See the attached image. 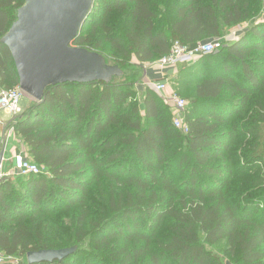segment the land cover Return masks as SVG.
Segmentation results:
<instances>
[{
	"label": "trees",
	"instance_id": "trees-1",
	"mask_svg": "<svg viewBox=\"0 0 264 264\" xmlns=\"http://www.w3.org/2000/svg\"><path fill=\"white\" fill-rule=\"evenodd\" d=\"M25 1L0 0V38ZM261 5L93 0L72 44L124 73L48 86L17 116L15 136L47 172L0 180L1 264L71 247L32 264H264V22L171 79L186 92V134L158 93L136 90L133 64L221 37ZM0 85H18L1 42ZM252 97L262 113L245 117Z\"/></svg>",
	"mask_w": 264,
	"mask_h": 264
},
{
	"label": "water",
	"instance_id": "water-1",
	"mask_svg": "<svg viewBox=\"0 0 264 264\" xmlns=\"http://www.w3.org/2000/svg\"><path fill=\"white\" fill-rule=\"evenodd\" d=\"M92 4L93 0H26L0 38L13 59L19 88L34 101L42 100L48 86L109 81L121 76V70L109 65L100 54L72 44ZM74 250L29 251L26 261L61 260Z\"/></svg>",
	"mask_w": 264,
	"mask_h": 264
},
{
	"label": "built area",
	"instance_id": "built-area-1",
	"mask_svg": "<svg viewBox=\"0 0 264 264\" xmlns=\"http://www.w3.org/2000/svg\"><path fill=\"white\" fill-rule=\"evenodd\" d=\"M259 18L261 22H264V0H262V9ZM243 32L244 31L238 33L236 38L229 37L226 34L223 37L198 41L191 46H184L175 41L173 42L169 53L156 60L155 65L158 67V69H163L166 67L175 69L178 65L191 64L193 62H196L202 56L219 50L226 42L238 39V37H240ZM226 36H228L229 38H225ZM144 67L145 65L142 66V68ZM168 84L169 82L167 78L161 77L154 82L146 81V86L144 87H148L160 95L172 114L173 126L180 130L182 133L186 134L188 132V126L184 122L183 115L186 100L180 97L174 91L167 92L165 94L164 92L166 91ZM24 96L25 93L19 88L18 85L12 88H5L0 85V113L6 111L10 115L9 120L4 126L3 130V137L5 136V138L15 135L14 124L20 112L19 102ZM11 163L12 166L8 172L0 171V180L10 175L26 176L30 174L37 175L47 172L45 168H42L31 161V159L27 155V152L14 154L12 156ZM7 259L9 258H5L4 255L0 252V264Z\"/></svg>",
	"mask_w": 264,
	"mask_h": 264
},
{
	"label": "rangeland",
	"instance_id": "rangeland-1",
	"mask_svg": "<svg viewBox=\"0 0 264 264\" xmlns=\"http://www.w3.org/2000/svg\"><path fill=\"white\" fill-rule=\"evenodd\" d=\"M249 1H253V2H255L256 0H249ZM261 7H262V5H261ZM262 9V8H261ZM261 9H260V13H261ZM260 13L258 12V14L257 15H255V16H253V17H251L248 21H245V22H243V23H241V24H237V25H234V26H232V27H229V28H227V29H225L224 31H223V35L221 36V37H223L224 35H228L229 37H232V38H236L237 37V35H238V33H240V32H242V31H244L248 26H249V24H250V22L251 21H254L255 22V24H257V23H260L261 22V20H260ZM242 30V31H241ZM228 36H226L225 38H229ZM241 36V35H240ZM232 38H230V39H232ZM239 38V37H238ZM159 59V58H158ZM158 59H156V60H158ZM134 60V59H133ZM156 60H154V61H151V62H149V63H145V64H142V63H133L134 65H135V71L138 73V75H139V79H138V81H137V83L135 84V87H136V90L138 91V92H140L141 93V91H139L138 90V88H137V84L139 83L142 87L143 86H146L145 85V83H146V81L147 80H145L144 79V75H146V73H147V71L148 70H154V71H157V70H159L158 69V67L155 65L156 63ZM107 63L109 64V65H113V60H111V59H108L107 60ZM192 64V63H191ZM145 65V67L144 68H142V66H144ZM142 68V69H141ZM166 68H168V67H166ZM143 72V73H142ZM124 73V72H123ZM122 73V74H123ZM128 74H129V72H128ZM114 77V76H113ZM115 79H117L118 80V77H115ZM141 81L143 82V84L144 85H142L141 84ZM148 81H151V82H154L155 80L154 79H151V80H148ZM172 91H174V92H178V91H180V92H178L177 94L180 96V97H182V98H184L185 100H186V105H185V108H186V106L188 105V100H187V98L184 96V95H186V92L185 91H182V90H179L178 89V87L177 86H175V85H173L171 82H169V84H168V86H167V89H166V91L164 92L165 94L167 93V92H172ZM254 98H257V99H260L262 102H263V104H264V96H261V94L260 95H257L256 97L254 96ZM254 98L252 97L251 98V100H250V107H249V109L248 110H245L244 111V115H245V117H251V116H258V115H260L261 113L260 112H258L257 111V109H256V107H255V100H254ZM34 102H36V101H34L33 99H31L30 97H28L27 95H25L21 100H20V102H19V106H20V112H19V114H23L24 112H26L28 109H29V107L34 103ZM184 108V109H185ZM263 114H264V110H263ZM5 117L7 116V115H4ZM259 122H262V123H264V117H263V121H262V119H259ZM258 122V123H259ZM12 166V165H11ZM11 166H10V169H11ZM10 177H13L12 175H10ZM15 259V258H14Z\"/></svg>",
	"mask_w": 264,
	"mask_h": 264
},
{
	"label": "crops",
	"instance_id": "crops-1",
	"mask_svg": "<svg viewBox=\"0 0 264 264\" xmlns=\"http://www.w3.org/2000/svg\"><path fill=\"white\" fill-rule=\"evenodd\" d=\"M194 63V62H193ZM187 65H178L175 69L172 68H163L157 71L148 70L146 75H144L145 80H157L161 77L167 78L168 82H171V79L179 73L180 70L185 68ZM143 73V72H142ZM143 85V82L141 81ZM136 88V87H135ZM137 88L139 91H144L145 87L141 86L139 83L137 84ZM4 115H7L6 117ZM10 115L8 112L4 111L0 113V171L8 172L10 166L12 165L11 159L14 154L27 152V147L17 138V136H9L5 138L3 137L4 126L7 124Z\"/></svg>",
	"mask_w": 264,
	"mask_h": 264
}]
</instances>
